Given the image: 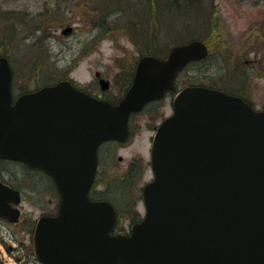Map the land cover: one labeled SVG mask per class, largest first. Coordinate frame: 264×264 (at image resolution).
Masks as SVG:
<instances>
[{"label": "water", "instance_id": "1", "mask_svg": "<svg viewBox=\"0 0 264 264\" xmlns=\"http://www.w3.org/2000/svg\"><path fill=\"white\" fill-rule=\"evenodd\" d=\"M208 54L194 40L165 59L142 57L118 105L68 80L12 103V67L0 57V157L43 167L61 192L58 215L36 227L42 264H264V111L224 91L188 86L177 94L154 138L146 215L129 235H113L115 208L89 198L99 146L126 142L130 114L175 92L178 73ZM52 128L61 131L54 148Z\"/></svg>", "mask_w": 264, "mask_h": 264}, {"label": "rangeland", "instance_id": "2", "mask_svg": "<svg viewBox=\"0 0 264 264\" xmlns=\"http://www.w3.org/2000/svg\"><path fill=\"white\" fill-rule=\"evenodd\" d=\"M83 1L85 0H0V11H9L14 16L22 15L21 19L24 18L21 29L22 34L15 33L17 36H28V39L33 36L34 30L32 31V29L37 21L32 17L38 16V14L44 17L47 11L53 19L51 24H47V33L45 36L43 35L41 41L37 40L35 46L39 47L40 45V48L46 46V50H50L51 56L43 55L39 57V53L38 55L33 54V48L30 47L31 44H28L31 40L27 38L23 41L27 44H24L23 39L18 37L13 41L15 47L17 45L20 49H17L15 53L12 52L14 54V64H17L15 56L19 60L29 61L33 55V57L36 56L47 65L44 66V69L47 68V70L45 69L46 72L57 74L44 82L40 79H31L27 85V88H30L29 90L45 84H53L66 78L80 84H90L92 87L100 89L102 84L99 86V83L94 79L96 72H98L96 77L107 78L102 79L107 80L109 85L112 88L115 87L116 90H119V88L115 81H118L124 87L126 86L128 68L135 65L142 55L139 48L135 46L129 37L122 35L123 32L121 31H117L116 34L102 33V27L97 23V17L91 18L86 3ZM200 3L206 8L209 6L210 0H200ZM213 5L216 6L215 10L211 8L206 11H204L205 9L201 10L202 13L205 12L208 15L206 16L208 18L206 23L209 22V19H213L212 27H215L219 33H211L212 35H210L209 32H211L212 27L204 23L203 19L196 20L197 16L193 13H162L158 25V30L162 33H158L157 43L155 44L159 49L164 50L165 46L170 49L172 46L170 41L176 35L177 38L184 40L183 43L193 39H203V37L209 38V43L212 44L214 50L207 63L191 65L182 73L180 81L186 85L188 78H191L192 81L199 78L200 83H205L204 81L209 77L215 80L221 79V82H223V84H220L221 87L227 85L238 92L244 90L243 93L253 101L255 107L263 109L264 0H213ZM23 15H26L31 21L35 20V22L27 21ZM5 16L3 13L0 14V25ZM187 18L192 19V21L190 28L186 31L183 22ZM146 25L147 23H141L143 28L148 29V31L151 30ZM69 27L72 28V31L64 34V31ZM6 29V26H0V46L4 39L3 31L5 33ZM114 36L116 39H112ZM191 36L193 37L188 39ZM220 56L222 57L221 62L219 60ZM32 63L23 66L26 68L31 66L30 70L34 73L35 68ZM224 64L225 69L222 68ZM249 66L253 70L246 71ZM23 72L21 67L20 73ZM224 72H227V75ZM15 90L20 93L23 88H19V83H17ZM151 132L147 127L138 128L128 145L120 147L107 144L101 152L103 173H106L107 177L110 176L108 178L111 179L109 182L111 186L110 197L113 198L115 206L120 207V213L125 217L121 226L127 230L131 225V223H128L127 216L134 212L135 202L143 211V207L137 200L141 197V188L152 178L148 164ZM119 157L122 158L121 161H119ZM136 157L142 162L143 176L130 178L128 182L117 180L116 177L119 175L111 173L109 167L114 168L115 171H121ZM106 169L109 173L106 172ZM107 180L109 181V179ZM44 204L49 205V198L45 199ZM129 208L132 210L127 214L126 210ZM25 210L33 220L38 219L41 211L28 202L25 204ZM53 211L56 210L53 209ZM16 228H18L16 231L19 232L21 238L17 243L18 252L10 253L5 250L1 256L0 264H39L34 261L33 248L32 252L26 250V247H33L32 234L25 235L21 225Z\"/></svg>", "mask_w": 264, "mask_h": 264}, {"label": "flooded vegetation", "instance_id": "3", "mask_svg": "<svg viewBox=\"0 0 264 264\" xmlns=\"http://www.w3.org/2000/svg\"><path fill=\"white\" fill-rule=\"evenodd\" d=\"M135 67V65H132L130 68H128V77L125 87L120 85L118 81H115L119 90H116L115 87L112 88L110 85L109 90H104L102 89L103 87L97 89L95 87H92L90 84H80L75 82L74 80H72V82L80 90L95 98L106 100L113 104H118L131 85L135 73ZM248 68L249 69H247L246 71L253 70V68L250 66ZM243 72H245V70H243ZM182 73L179 75L180 77L178 78V81L180 80ZM97 75L98 72H96L94 79L99 83L100 86L101 81L104 80L102 78L105 77H96ZM179 83L182 82L180 81ZM218 88L235 94L254 105L253 101L249 99L245 93H243L244 90L241 91V93L235 91L233 88H231V86L227 85L225 87H221V85H218ZM37 90H39V88L33 89V91ZM17 95L18 94L13 91V101L16 99ZM175 96L176 94L168 93L163 99L150 102L140 112H134L130 115L129 124L132 138L135 136L136 130H138V128L140 129L143 127H147L152 131L149 153H151V146L159 125L173 112V101ZM71 135L74 136V133H72ZM60 136L61 131H59L58 128H52L48 131L49 142L50 145H53V148L55 145H57ZM107 144L117 145L120 147H124L128 144L109 142L103 144L99 148L100 165L96 174L95 183L90 192V197L93 200H108L111 202V200H109L111 186L109 181L107 180L110 176L107 177V174L103 173V159L101 153L104 149V146ZM39 155L42 156L40 160V165L42 166L45 164L43 149L40 150ZM121 160V157H119V161ZM141 163V160L136 157L132 159L125 168H122L121 171H115L114 168L110 167L109 169L111 173H114V175H119L118 177L124 176L133 179L134 177L138 178L143 176L144 169ZM149 169L151 171L150 164ZM106 172L109 173L107 169ZM46 198H49V205L44 204ZM137 201H139L141 206L143 207L141 200ZM26 202L31 203V205H34V207H38L41 210L38 219L33 220L29 216L28 212L25 210ZM60 203L61 193L54 179L46 171V169H44L43 167H38L35 164L26 165L25 163L20 161L0 157V259L5 250L12 253L16 251L18 252L19 247L17 243H19L21 238L19 237V232L16 231L18 230V228L16 227H20L21 225V227H23L22 230L25 235L31 233L33 243L37 221L41 217L57 215V213L59 212ZM111 203L113 204V202ZM134 206V212H131L130 216H127L128 223H136L142 219L143 211L140 209L141 207L138 206L137 202H135ZM16 209L19 210L17 214ZM53 209H55L56 211L54 212ZM130 210L132 209L129 208L128 210H126L127 214L130 213ZM118 219L120 223H122V221L125 219L123 214H121L119 211ZM128 231L129 230L125 229L122 232L124 233ZM26 250L27 252H32V247H26Z\"/></svg>", "mask_w": 264, "mask_h": 264}, {"label": "trees", "instance_id": "4", "mask_svg": "<svg viewBox=\"0 0 264 264\" xmlns=\"http://www.w3.org/2000/svg\"><path fill=\"white\" fill-rule=\"evenodd\" d=\"M202 1V0H201ZM86 3V7L88 8V12L91 14L92 17H97V23H99L102 27V33H113L116 34L117 31L123 32L122 35L129 37L136 47L139 48V52L141 54L147 53L154 56H165L169 52V48L165 46L162 49H159L155 43H157V36L158 33H162L160 30H158V25L160 23V15L162 13H170V12H176L178 14L181 13H193L198 19H203L204 23L208 20L206 16V13L203 12L201 9H207L211 8L212 10L216 9V6L213 5V0H210V4L208 7H204L200 0H85L83 1ZM82 2V3H83ZM5 14L6 16L1 21V25L4 27L6 26V32L3 31V40L2 45L0 46V56H7L11 62V65L13 66L14 70V82L15 86L17 83H19V88H23V92L29 91L30 88H27L28 83L31 79L41 80L42 82L54 77L57 74H49V71L46 72L47 68L44 69L45 63L43 61H40L36 56L33 57V55L30 57L29 61H23L19 60L18 57L15 56V62L17 64L13 63V53L16 52L17 49H19V46L15 47V43H13L14 39L18 37L19 39H28V36H20L22 34V24L23 19L21 16H14L13 13L9 11H0V14ZM202 13V14H201ZM27 21H31L30 18L26 15H23ZM9 17V18H8ZM41 14H38V16L32 17L35 19L36 25L32 29L34 32L32 33L33 36L29 38L28 40H31L30 47L33 48V54H40V56H51V52L49 49L46 50V46H42V48L35 47L37 40L41 41L43 35L47 33V24H51V21H53L51 15L49 12L46 11V14L44 17H41ZM55 18V17H54ZM35 20L31 21L32 23L35 22ZM192 19L187 18L183 23L185 25L186 31L190 28ZM211 21V22H210ZM213 19H209V22L206 23L207 25L212 27ZM141 23L146 24V27L151 28V30L148 31V29L143 28L141 26ZM33 27V26H32ZM154 29V31H152ZM156 29V30H155ZM31 31V32H32ZM211 33H219V31L212 27L210 29ZM15 33H19L20 35H15ZM38 33V34H37ZM47 37V36H46ZM179 37V35H178ZM188 37L189 38H192ZM38 38V39H36ZM115 36L112 38L114 39ZM116 39V38H115ZM35 40V41H34ZM187 40V39H186ZM202 40H205V42L208 44L211 50V55L213 54V46L211 43H209V38H204ZM182 38H177V35L173 37L170 41V43L173 45L181 44L183 43ZM21 42V43H22ZM20 43V44H21ZM24 43V42H23ZM19 44V45H20ZM27 44V43H24ZM170 45V44H169ZM49 47V46H48ZM14 48V49H13ZM43 49V50H42ZM20 50V49H19ZM210 55V56H211ZM53 57V56H52ZM210 58V57H209ZM220 62L222 61V57L219 58ZM34 66V73L31 72V66L25 67L23 65L30 64ZM207 63V60L202 62ZM222 64V63H221ZM207 66V65H206ZM225 64L222 66L224 68ZM22 67L23 73H20ZM225 69V68H224ZM237 69V68H236ZM226 71V70H225ZM225 75H227V72H224ZM34 75V76H33ZM33 76V77H32ZM216 76V75H212ZM191 78H188L186 81L187 84L193 85V84H202V85H208L211 87L218 88V85L223 84L221 82V79L215 80L214 78L209 77V79L205 80V83H200L199 78H196V81L190 80ZM54 80V79H52ZM193 82V83H192ZM109 182L111 181L110 178ZM117 180H123L128 182L130 177H116ZM110 198V197H109Z\"/></svg>", "mask_w": 264, "mask_h": 264}]
</instances>
